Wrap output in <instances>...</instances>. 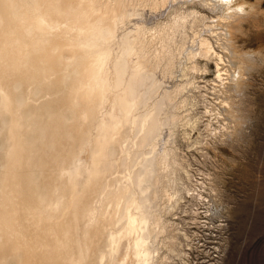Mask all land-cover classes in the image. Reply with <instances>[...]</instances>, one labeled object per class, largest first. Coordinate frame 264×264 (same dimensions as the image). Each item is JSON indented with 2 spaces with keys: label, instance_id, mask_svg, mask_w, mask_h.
I'll use <instances>...</instances> for the list:
<instances>
[{
  "label": "bare ground",
  "instance_id": "obj_1",
  "mask_svg": "<svg viewBox=\"0 0 264 264\" xmlns=\"http://www.w3.org/2000/svg\"><path fill=\"white\" fill-rule=\"evenodd\" d=\"M187 2L0 0V264L181 256L166 216L193 189L176 143L199 107L198 61L215 64L220 93L244 67L217 54L236 58L243 14L216 34Z\"/></svg>",
  "mask_w": 264,
  "mask_h": 264
},
{
  "label": "rangeland",
  "instance_id": "obj_2",
  "mask_svg": "<svg viewBox=\"0 0 264 264\" xmlns=\"http://www.w3.org/2000/svg\"><path fill=\"white\" fill-rule=\"evenodd\" d=\"M208 1L188 0L185 6L204 16L199 29L211 26L216 34L223 32L224 26L216 25L223 16L232 20L234 9L245 17L230 31L236 58L231 57V49L220 47L216 51L226 70L231 66L228 62L236 69L244 66L243 82L238 90L227 86L224 90L228 91L220 93L215 64L198 61L208 68L197 75L198 90L191 86L194 101L201 103L193 107L191 121L178 132L176 143L188 163L193 189L183 191L178 206L166 216L182 251L181 256L173 255L169 261L264 264V0H232L217 10H210ZM209 31L206 34L216 42L213 31ZM180 74L173 86L186 82ZM160 254L167 255L164 249Z\"/></svg>",
  "mask_w": 264,
  "mask_h": 264
}]
</instances>
